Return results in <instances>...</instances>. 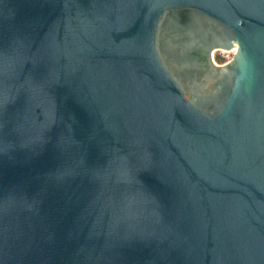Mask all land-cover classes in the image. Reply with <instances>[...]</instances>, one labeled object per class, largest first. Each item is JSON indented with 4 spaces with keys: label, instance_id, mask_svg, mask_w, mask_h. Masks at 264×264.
<instances>
[{
    "label": "water",
    "instance_id": "obj_1",
    "mask_svg": "<svg viewBox=\"0 0 264 264\" xmlns=\"http://www.w3.org/2000/svg\"><path fill=\"white\" fill-rule=\"evenodd\" d=\"M0 264H264V0H0Z\"/></svg>",
    "mask_w": 264,
    "mask_h": 264
},
{
    "label": "built area",
    "instance_id": "obj_2",
    "mask_svg": "<svg viewBox=\"0 0 264 264\" xmlns=\"http://www.w3.org/2000/svg\"><path fill=\"white\" fill-rule=\"evenodd\" d=\"M237 49V46H234L230 49H225V48H217L213 51V60L216 64H225L229 62L233 54L235 53Z\"/></svg>",
    "mask_w": 264,
    "mask_h": 264
}]
</instances>
